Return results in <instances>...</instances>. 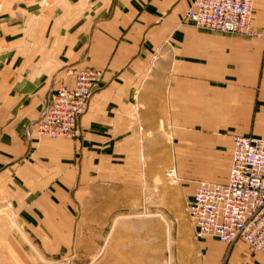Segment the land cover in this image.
Instances as JSON below:
<instances>
[{
	"label": "crops",
	"instance_id": "obj_1",
	"mask_svg": "<svg viewBox=\"0 0 264 264\" xmlns=\"http://www.w3.org/2000/svg\"><path fill=\"white\" fill-rule=\"evenodd\" d=\"M192 2L0 0L1 197L9 192L16 206L67 198L90 175L91 190H115L119 167L131 166L171 165L192 190L226 181L230 138L264 139V0L252 3L258 38L181 25ZM78 71H92L95 83L77 135L38 138L51 94L70 89ZM198 246L204 264H264L240 240L228 249L204 237Z\"/></svg>",
	"mask_w": 264,
	"mask_h": 264
},
{
	"label": "rangeland",
	"instance_id": "obj_2",
	"mask_svg": "<svg viewBox=\"0 0 264 264\" xmlns=\"http://www.w3.org/2000/svg\"><path fill=\"white\" fill-rule=\"evenodd\" d=\"M217 157L222 164L217 168L225 172L226 158ZM171 168L151 173L148 168L119 167L116 176L121 181L115 184L120 188L105 182L103 188L91 190L98 183L90 175L92 179L76 183L67 198H20L27 202L23 206L4 192L0 264H204L198 246L204 237L194 239L185 212L194 184L177 181L176 175L168 181L164 171ZM221 169H215L213 177L223 181L222 174H215Z\"/></svg>",
	"mask_w": 264,
	"mask_h": 264
},
{
	"label": "built area",
	"instance_id": "obj_3",
	"mask_svg": "<svg viewBox=\"0 0 264 264\" xmlns=\"http://www.w3.org/2000/svg\"><path fill=\"white\" fill-rule=\"evenodd\" d=\"M253 0H193L181 23L194 29L258 38L250 25ZM95 76L79 71L70 89L60 87L35 127L38 138L71 139L92 95ZM224 183L199 181L185 205L194 239L240 240L264 256V139L233 136ZM175 180L173 170L165 172Z\"/></svg>",
	"mask_w": 264,
	"mask_h": 264
},
{
	"label": "bare ground",
	"instance_id": "obj_4",
	"mask_svg": "<svg viewBox=\"0 0 264 264\" xmlns=\"http://www.w3.org/2000/svg\"><path fill=\"white\" fill-rule=\"evenodd\" d=\"M172 170H173V175H175V171H174V169L173 168H171Z\"/></svg>",
	"mask_w": 264,
	"mask_h": 264
}]
</instances>
